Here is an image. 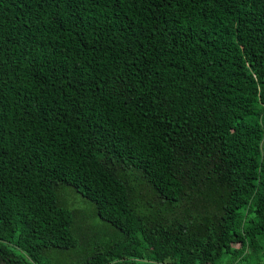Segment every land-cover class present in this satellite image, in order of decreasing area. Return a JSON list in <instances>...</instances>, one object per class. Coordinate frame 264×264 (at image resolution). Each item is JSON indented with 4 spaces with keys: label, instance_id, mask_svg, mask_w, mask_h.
<instances>
[{
    "label": "trees",
    "instance_id": "trees-1",
    "mask_svg": "<svg viewBox=\"0 0 264 264\" xmlns=\"http://www.w3.org/2000/svg\"><path fill=\"white\" fill-rule=\"evenodd\" d=\"M0 264H264V0H0Z\"/></svg>",
    "mask_w": 264,
    "mask_h": 264
},
{
    "label": "rangeland",
    "instance_id": "rangeland-1",
    "mask_svg": "<svg viewBox=\"0 0 264 264\" xmlns=\"http://www.w3.org/2000/svg\"><path fill=\"white\" fill-rule=\"evenodd\" d=\"M73 196L76 198V199H80L81 200V198L76 194V193H74L73 194ZM70 201L72 202V203H74V205H76V206H79V205H77L76 203V201H75V199H70ZM81 203H83V207L82 208H84L85 206H86V203L83 201V200H81L80 201ZM91 216V215H90ZM90 216H86V218L88 219V223L89 224H91L90 226H93V227H97V226H99V223H101L100 221H99V219L98 218H96V217H94L93 219L92 218H90Z\"/></svg>",
    "mask_w": 264,
    "mask_h": 264
}]
</instances>
